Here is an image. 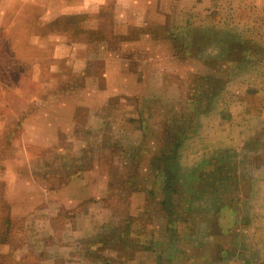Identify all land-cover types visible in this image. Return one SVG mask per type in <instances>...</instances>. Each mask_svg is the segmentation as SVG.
Masks as SVG:
<instances>
[{
	"label": "rangeland",
	"instance_id": "obj_1",
	"mask_svg": "<svg viewBox=\"0 0 264 264\" xmlns=\"http://www.w3.org/2000/svg\"><path fill=\"white\" fill-rule=\"evenodd\" d=\"M263 163L264 0H0V264L216 260Z\"/></svg>",
	"mask_w": 264,
	"mask_h": 264
},
{
	"label": "crops",
	"instance_id": "obj_2",
	"mask_svg": "<svg viewBox=\"0 0 264 264\" xmlns=\"http://www.w3.org/2000/svg\"><path fill=\"white\" fill-rule=\"evenodd\" d=\"M246 123L247 125L245 126H247L248 128L253 127L252 125L250 126V123L248 122ZM216 124H217L216 125L217 128L219 127L223 129L222 131H220V135H218L217 137V140L224 141L223 143L220 142V144H226V145L236 144L237 146L238 143H241L243 139L245 138V135L242 133L245 129L244 128L245 126H243L241 121L237 122V124L239 125L238 127H236L238 129L236 133L233 135L231 134L232 140L230 139L231 137H227L230 135L224 130V128L230 126V127H233V129H236L235 125L233 123H225V122L223 125H221L220 123H216ZM248 134L249 133L247 131V135ZM256 154L257 156H261L259 152H257ZM247 174L250 176H252V174L254 175V178H253L254 180L252 179L253 184L251 185V192H252V195L254 196H251V195L249 196L250 200L248 201L251 202V204L249 203V205H247V208L250 209V211L248 212L249 214H248L247 219L244 221V223L240 222V220L236 223V230L233 232L234 238L232 239V241H230V243H227L228 248L227 247L226 249L224 248L226 244H222L220 247H218L219 245H216L218 248H220L219 253L222 252V255H220L219 257H216V260L211 261L210 253H208L207 251L206 252L201 251L202 253L200 254L192 255V258H194V260L192 261L194 262L191 264H264V194L263 195L260 194L264 192V163L261 164L259 167H256V169L254 170L249 169V173ZM258 198L259 200H257ZM143 199H145L144 195L143 197H141V200L136 202L137 205L135 208L138 210L137 211L138 213H140L142 207L144 206L145 200L143 202ZM100 201L106 202V204L103 205V203L100 204L98 202H93V203L91 202V203H87V206L90 205V207L88 208H86V206L83 207L84 211H83V217H81V220L87 222V218H88V222L85 225L83 224L84 225L83 229L79 228L80 231L76 232V238L90 236L91 234H93V231L91 233V229L89 228L94 226L93 224L100 225L102 224L103 220L108 221L109 219L114 218V215L112 216L113 209L111 210L109 208H111V206L114 208L115 206L112 204H109L107 200L101 199ZM156 208H157V211L155 210ZM92 209L95 211L93 212ZM158 209L159 208L156 206L152 207L150 211L152 215L151 218H154V216H157L156 212H158ZM119 220H120L119 224L121 225V229H122L126 220L124 217H122V219H119ZM90 224L91 226H88ZM99 230L100 231L96 232L97 234H101V232H103L102 228H99ZM97 238L101 239V235H99V237ZM216 244H220V243L217 242ZM212 245L213 243L211 242V246ZM65 252L66 253H62L63 256L79 255L78 253H75V252H70V251H65ZM169 253H168V256H169ZM161 254H163V252ZM184 255L187 256L188 253H183L182 256ZM73 261H75V259H73Z\"/></svg>",
	"mask_w": 264,
	"mask_h": 264
},
{
	"label": "trees",
	"instance_id": "obj_3",
	"mask_svg": "<svg viewBox=\"0 0 264 264\" xmlns=\"http://www.w3.org/2000/svg\"><path fill=\"white\" fill-rule=\"evenodd\" d=\"M175 146V145H174ZM167 146H165V148H166ZM165 148L164 149H162L163 150V159H174L175 158V153L174 152H172V150H174V148H172V149H170L168 152H166V151H164L165 150ZM168 154V156H166ZM165 155V156H164ZM171 159V160H172ZM168 160V161H169ZM167 161V162H168ZM165 162V161H164ZM166 163V162H165ZM169 165H168V163H167V166L166 167H164L163 169L164 170H162V172L164 173L163 175H164V181H165V184H164V190L166 191L165 192V196H167L168 198L171 196V194H172V192H176V187L174 188L173 187V182L175 181V179H176V175H175V172L172 170V169H170L169 167H168ZM157 172V174L158 173H160L161 171H156ZM156 175V174H155ZM141 190V192H143L144 194V197H147V196H152V195H156V193H155V191H154V189H153V187H144L143 189H140ZM172 191V192H169V191ZM145 202H146V200H145ZM158 204H160V205H163L164 203H162V202H158ZM163 210H164V212L166 213V215L167 214H170V211H169V209H167L166 208V206L164 205L163 207ZM141 211H143V207H142V209H141ZM168 218H172V219H174V220H177L176 219V217L175 216H168ZM130 219V221H131V219H132V217H130L129 218ZM129 222H125V224H124V226H123V228L120 230V232L118 233L119 234V237H124L125 236V234H126V230H127V228L129 227Z\"/></svg>",
	"mask_w": 264,
	"mask_h": 264
}]
</instances>
